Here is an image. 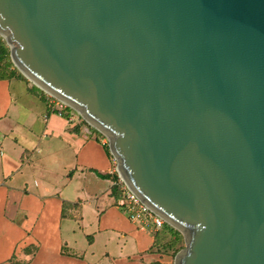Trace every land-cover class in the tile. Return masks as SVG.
I'll return each instance as SVG.
<instances>
[{
  "label": "water",
  "instance_id": "1",
  "mask_svg": "<svg viewBox=\"0 0 264 264\" xmlns=\"http://www.w3.org/2000/svg\"><path fill=\"white\" fill-rule=\"evenodd\" d=\"M0 34L182 234L174 264H264V0H0Z\"/></svg>",
  "mask_w": 264,
  "mask_h": 264
},
{
  "label": "crops",
  "instance_id": "2",
  "mask_svg": "<svg viewBox=\"0 0 264 264\" xmlns=\"http://www.w3.org/2000/svg\"><path fill=\"white\" fill-rule=\"evenodd\" d=\"M9 69L0 62V264H174L161 230L113 204L98 131Z\"/></svg>",
  "mask_w": 264,
  "mask_h": 264
},
{
  "label": "built area",
  "instance_id": "3",
  "mask_svg": "<svg viewBox=\"0 0 264 264\" xmlns=\"http://www.w3.org/2000/svg\"><path fill=\"white\" fill-rule=\"evenodd\" d=\"M49 107L51 108L50 104ZM52 112L63 114L62 111L51 108ZM115 178L112 179L110 186V195L113 198L114 205L122 210L128 220L139 228L148 229L153 233L160 231L165 224V220L157 213L152 211L134 192L129 188L123 178L119 175L114 167ZM115 187L117 194H111V188Z\"/></svg>",
  "mask_w": 264,
  "mask_h": 264
},
{
  "label": "rangeland",
  "instance_id": "4",
  "mask_svg": "<svg viewBox=\"0 0 264 264\" xmlns=\"http://www.w3.org/2000/svg\"><path fill=\"white\" fill-rule=\"evenodd\" d=\"M0 42L1 44H4L7 49H8V53H9V57L7 58L6 61H4L5 63H7L10 66L9 71H11V74H17L18 76L26 79L31 86L35 87V84L33 82H31L30 80H28L20 71L19 69L13 64L11 58H10V48L9 45L7 44L6 40L4 39V37L0 34ZM38 89L39 94L44 98V100L50 104L51 108H56L60 111H62L63 114H70L71 116H74L76 119L79 120V122L85 124L86 126H90L91 128H93L95 130V128L93 126H91L90 124H88L80 114H78L75 110H73L72 108L68 107L64 102L60 101L59 99L53 97L52 95L44 92L42 89H40L39 87H36ZM98 131V130H97ZM99 136L102 139V141L104 142L106 149L108 150L110 156L112 157V160L114 162V167H116L117 164V160L116 158L113 156V154L111 153V150L109 148V141L108 138L101 132H99ZM103 187V186H102ZM116 207V206H115ZM119 209V208H118ZM124 215L125 213L120 210ZM161 232H163V234L166 235V237H163L162 243L160 244L161 247L163 249L168 248V250L172 251L173 255H176L182 248H184L185 243H184V238L182 236V234L175 229L174 227H172L171 225L167 224L165 222L164 227L161 229ZM175 257V256H174Z\"/></svg>",
  "mask_w": 264,
  "mask_h": 264
},
{
  "label": "trees",
  "instance_id": "5",
  "mask_svg": "<svg viewBox=\"0 0 264 264\" xmlns=\"http://www.w3.org/2000/svg\"><path fill=\"white\" fill-rule=\"evenodd\" d=\"M8 57H9V53H8L7 47L4 44H1V42H0V62L6 61ZM64 115H66V114H64ZM100 176L103 178L104 177H110V176H112V179L115 178V174H104V175H100ZM111 194L114 196L117 194L115 187L111 188Z\"/></svg>",
  "mask_w": 264,
  "mask_h": 264
}]
</instances>
